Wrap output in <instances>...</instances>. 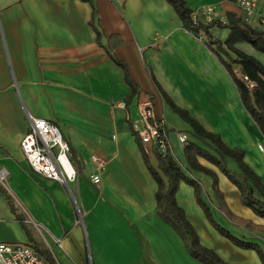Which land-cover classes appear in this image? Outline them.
Here are the masks:
<instances>
[{"label": "crops", "instance_id": "obj_1", "mask_svg": "<svg viewBox=\"0 0 264 264\" xmlns=\"http://www.w3.org/2000/svg\"><path fill=\"white\" fill-rule=\"evenodd\" d=\"M183 1L195 13L213 7L214 20L221 22L227 13L241 16L234 0ZM261 16L263 0L251 27L264 31ZM210 32L221 41L228 34L216 27ZM126 78L135 86L132 98ZM163 96L227 147L244 152L264 185V137L219 60L183 28L165 0H0V168L8 173L5 190L0 188V243L38 244L24 228L29 223L42 228V235L36 231L58 264H201L155 215L157 186L131 130L145 97L165 126ZM27 116L56 126L68 145L77 175L67 187L34 174L24 160L19 143ZM169 145L213 207L212 180L185 171L177 142ZM92 156L104 162L103 170ZM147 157L155 166L154 155ZM198 162L216 174L230 213L264 228V219L241 204L227 178ZM228 167L235 169L232 162ZM175 202L200 244L226 264H261L255 252L235 247L211 227L192 187L180 183ZM11 206L28 220L21 217V225Z\"/></svg>", "mask_w": 264, "mask_h": 264}, {"label": "trees", "instance_id": "obj_2", "mask_svg": "<svg viewBox=\"0 0 264 264\" xmlns=\"http://www.w3.org/2000/svg\"><path fill=\"white\" fill-rule=\"evenodd\" d=\"M165 1L177 14L183 28L195 38L201 37L208 49L219 60L233 81L242 106L264 137V66L254 57L237 48V45L247 44L255 51L264 54V31L252 28L243 21L241 16L233 13H227L223 22L213 20L209 24H204L194 19L195 12L189 9L183 0ZM213 27L228 31L223 41L217 39L210 32ZM99 36L100 34L97 32V37ZM126 82L130 86V98H132L135 95V86L128 78H126ZM163 99L171 111L191 129L193 140H187L183 148L184 170L202 173L212 180L215 207L223 219L232 225L264 234L263 227L241 220L230 213L218 190L216 174L198 162V159H203L215 167L238 190L241 204L250 209L255 216L264 219V185L244 162V152L227 147L219 135L207 132L186 110L177 107L167 96H163ZM154 158L155 166H152L148 157L143 154L146 168L157 186L154 196L155 215L181 239L186 253L192 259L201 264H226L212 250L200 244L199 238L186 220L183 210L177 206L175 194L180 183H185L193 188L197 205L208 223L221 237L241 250L255 252L260 263L264 264V254L256 243L244 241L242 237L232 234L216 222L210 205L201 198L200 185L187 176L173 155L154 154ZM228 161L234 164V170L228 167ZM10 209L15 219L22 225V219L16 210L12 206ZM33 248L46 261L54 263L51 255L42 245L33 244Z\"/></svg>", "mask_w": 264, "mask_h": 264}, {"label": "built area", "instance_id": "obj_3", "mask_svg": "<svg viewBox=\"0 0 264 264\" xmlns=\"http://www.w3.org/2000/svg\"><path fill=\"white\" fill-rule=\"evenodd\" d=\"M237 10L241 13L243 21L252 26L255 23L256 10L259 0H234ZM214 9L211 6L201 8L194 14V19L209 24L214 20ZM260 25L264 27V16L259 18ZM198 39H201L199 37ZM251 86V85H250ZM28 130L19 143V149L30 170L45 179L67 187L76 179V169L70 160V149L63 140L58 128L48 121L27 116ZM131 130L137 137L143 154H170L171 148L167 130L163 122L157 117L152 99H141L136 108V120L131 122ZM182 144H186V137H179ZM91 162L96 169L101 171L104 162L96 157H91ZM8 173L0 168V187L7 186ZM91 181L99 183L100 176L92 175ZM42 235V228L36 226ZM0 264H58L50 263L38 254L33 244L28 243H0Z\"/></svg>", "mask_w": 264, "mask_h": 264}, {"label": "rangeland", "instance_id": "obj_4", "mask_svg": "<svg viewBox=\"0 0 264 264\" xmlns=\"http://www.w3.org/2000/svg\"><path fill=\"white\" fill-rule=\"evenodd\" d=\"M241 51H243L246 54L251 55L252 57H254L257 61H259L263 66H264V54L263 53H259L257 51H255L254 49H252L249 45L247 44H242L241 47L239 48ZM166 130H167V136L169 137V140L171 142V140H175L177 142V146L180 148V155L179 157L181 158L183 156V152H182V147L183 144L180 143L179 141V137H186L187 140H191L192 136L189 133V127L186 123H184L178 115H176L174 112L171 111V109L167 106L166 107ZM231 161H228L227 164H230ZM210 187V186H209ZM209 187L207 189H209ZM1 188V187H0ZM3 191L5 189L1 188ZM203 197L202 200L203 201H207L209 202V198H207L205 195H202ZM212 200H214V197H212ZM210 205V204H209ZM215 206V204H213ZM214 206H210V209L212 211V215L213 217H216L217 220H219V223L223 226H225L232 234L234 235H240L241 233H243V235H245L243 238L244 241H251L256 243L260 249L262 250L263 254H264V234L260 233L258 235H261L262 237H255V236H249L251 235V231L248 229H242V227H238L236 225H232L229 222H225V219H223L222 217L218 216L216 211L214 210ZM216 209V208H215ZM19 217L24 218L25 220H28L27 216L24 214H18ZM37 226V225H36ZM29 238L33 241H35L36 243H41L43 248L45 246L44 242L42 241L43 239H41L40 235L37 233L36 229L34 226H32L31 224L27 223L24 226ZM249 231V232H248ZM251 238V239H250ZM45 249V248H44ZM48 252L50 253L51 257L53 258V253H51L49 250ZM55 254V253H54ZM55 261V260H53Z\"/></svg>", "mask_w": 264, "mask_h": 264}]
</instances>
